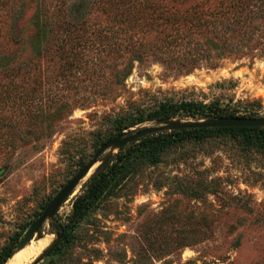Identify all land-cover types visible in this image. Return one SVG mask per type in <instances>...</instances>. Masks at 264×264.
Wrapping results in <instances>:
<instances>
[{
    "label": "rangeland",
    "instance_id": "rangeland-1",
    "mask_svg": "<svg viewBox=\"0 0 264 264\" xmlns=\"http://www.w3.org/2000/svg\"><path fill=\"white\" fill-rule=\"evenodd\" d=\"M38 2L25 1L15 32L30 36L26 22ZM19 5L9 0L0 19ZM260 31L255 48L210 58L189 72L167 61L147 34L141 54L130 59L118 57L112 43L102 49L93 40L78 47L66 41L62 58L49 46L39 59L41 86L15 80L16 92L33 101L15 108L1 102L6 80L0 73V253L16 252L43 208L103 143L123 131L158 126V120L135 119L161 104L195 101L235 117L264 118V25ZM72 52H80L78 68L69 69ZM174 139L158 163L90 211L68 243L54 247L44 224L24 246L35 253L24 264H264V146L217 132ZM86 179L55 219L66 220ZM39 239L48 241L36 252Z\"/></svg>",
    "mask_w": 264,
    "mask_h": 264
},
{
    "label": "trees",
    "instance_id": "trees-1",
    "mask_svg": "<svg viewBox=\"0 0 264 264\" xmlns=\"http://www.w3.org/2000/svg\"><path fill=\"white\" fill-rule=\"evenodd\" d=\"M8 1L0 0V10ZM15 1L20 2L19 7L5 12L0 19V37L3 39L0 41V73L6 80L1 102L4 105L10 103L12 108L25 101L32 104L29 96L16 92L15 80L21 77L29 80L30 85L41 86L36 78L38 70L42 69L39 59L49 46L56 45L62 58L66 54L62 50L66 41H74L73 46L78 47L93 40L102 49L112 43L116 45L114 52L118 57L124 58L128 54L130 59L135 53L141 54V40L147 34L151 45H158L157 49L166 55L167 61L176 62L189 72L207 64L210 58L220 60L255 48L259 43L255 35L262 32L260 29L264 25V0H57L53 4L39 0L26 22L32 30L26 37L23 30L14 31L15 23L23 19L26 0ZM31 44L33 48L26 51ZM135 44L140 47L137 49ZM79 54L71 53V61L66 64L69 69L78 68L74 60ZM32 92L34 94V90ZM226 112L217 104L166 102L148 117L135 121L235 117ZM247 117L255 118L253 115ZM214 132L240 136L247 143L264 146V127L183 129L142 137L120 148L81 185L65 221L53 216L46 223L48 232L54 235L53 246L68 243L72 229L90 211L122 190L146 166L158 163L161 153L175 143V136L204 137ZM39 234L40 231L38 237ZM12 251L10 247L0 253V264H5Z\"/></svg>",
    "mask_w": 264,
    "mask_h": 264
},
{
    "label": "water",
    "instance_id": "water-1",
    "mask_svg": "<svg viewBox=\"0 0 264 264\" xmlns=\"http://www.w3.org/2000/svg\"><path fill=\"white\" fill-rule=\"evenodd\" d=\"M158 126L144 127L137 131H123L119 135L109 139L103 143L93 154L92 158L81 168L76 174L59 190L52 198L48 205L41 212L39 217L28 227L22 239L17 244V250L23 248L30 240L38 234L44 224L53 218L59 207L72 194L80 182L85 178H89L98 170L105 162H107L113 154L108 153L114 149L131 144L138 139L155 134L162 131H176L183 129L197 128H240V127H264V118H243V117H216L199 120H175L162 119L158 120ZM86 179V180H87ZM39 261L37 259L33 264Z\"/></svg>",
    "mask_w": 264,
    "mask_h": 264
},
{
    "label": "bare ground",
    "instance_id": "bare-ground-1",
    "mask_svg": "<svg viewBox=\"0 0 264 264\" xmlns=\"http://www.w3.org/2000/svg\"><path fill=\"white\" fill-rule=\"evenodd\" d=\"M47 241L44 239H39L37 241L38 248L36 252H39L40 250H42L47 244ZM34 255H35L34 252L29 250L27 247H24V248L16 250V252L12 255V257L8 260L6 264H24L26 261L28 262V260L32 259Z\"/></svg>",
    "mask_w": 264,
    "mask_h": 264
}]
</instances>
